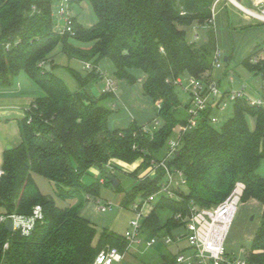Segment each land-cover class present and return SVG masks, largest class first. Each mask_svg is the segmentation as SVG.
<instances>
[{
    "label": "trees",
    "instance_id": "1",
    "mask_svg": "<svg viewBox=\"0 0 264 264\" xmlns=\"http://www.w3.org/2000/svg\"><path fill=\"white\" fill-rule=\"evenodd\" d=\"M58 1L0 0V88L11 87L22 73L41 91L19 121L20 144L2 156L0 216H29L35 206L43 213L28 237L8 232L0 224V264H91L107 247L124 252L122 236L98 232L80 216L84 196L98 191L97 185H86L82 178L91 167H98L104 176L102 185L111 187L106 166L117 179L114 172L122 171V164L140 160L139 171L147 168L151 159L162 160L167 142L188 120V114L184 118L177 112L180 102L173 82L186 76L210 79L217 50L214 36L209 34L203 43H191L185 28H213V8L219 0H70L74 32L62 36L54 29ZM83 2L95 16L90 28L72 15V7ZM7 43L14 46L5 51ZM57 49L66 58L93 67L85 75L68 69L77 85L75 92L54 74ZM103 60L111 63L117 80L135 84L138 79L131 71L142 74L143 96L160 103L155 130L143 131L134 122L122 130L109 129L113 112L103 103L113 94L103 93L95 100L86 91L90 83L106 78L104 72H97ZM243 65L260 77L264 95V60L254 55ZM232 107V117L219 131L208 123L209 108L197 127L182 135L178 154L168 166L183 173L186 190L177 200L163 197L156 201L142 223L141 236L172 235L183 227L175 216L186 218L191 205H219L236 182L245 186L242 202L255 200L264 206V177L258 173L264 161V109L249 106L242 99ZM184 108L187 113V104ZM247 117L255 121L253 130L247 126ZM33 175L53 184L59 199L77 200L78 204L58 208L40 193ZM162 180L159 172L155 180L131 187L123 200L124 208L135 196L154 193ZM113 190H120V184ZM245 260L247 264H264V214ZM174 261L175 256L163 253L156 264Z\"/></svg>",
    "mask_w": 264,
    "mask_h": 264
},
{
    "label": "rangeland",
    "instance_id": "2",
    "mask_svg": "<svg viewBox=\"0 0 264 264\" xmlns=\"http://www.w3.org/2000/svg\"><path fill=\"white\" fill-rule=\"evenodd\" d=\"M241 3L243 6H247L244 1ZM223 8V11L226 12L225 17L221 12ZM72 9L74 12L73 15L84 25L90 24V22L93 24L95 23V16L88 3L84 2L80 5H74ZM214 10L215 25H213V28L206 27L198 30L193 26L187 27L185 28L186 38L191 43L199 44L203 43V41H207L209 34L216 37V49L220 50L222 58L219 67H217V65L212 66L210 71L211 81L224 91H237L242 86H245L246 94L251 99H260V94L263 90L261 79L260 77L249 73L244 67L243 61L248 57L253 58L254 55L258 60H264V25L254 19H245L243 13H241L240 10L229 0H219L215 5ZM60 55L63 57L57 49L55 53L57 63L59 62V59H61ZM225 57L230 58L228 63L223 61ZM64 58L66 59V56H64ZM105 61L108 62V60ZM253 62H256V60H253ZM67 68L59 67L55 70L54 74L62 79L70 90L74 91L77 87ZM108 77L106 75V78ZM110 78L114 80L112 77ZM230 79L232 80L231 83ZM104 83L105 79H101L90 84L93 89L100 90L102 86L104 88ZM175 92L177 93L180 102L177 112L181 117L185 118L187 117V113L184 107L189 102V97L183 92L181 87H176ZM109 102L110 101L104 102L103 105L110 107ZM154 108L156 110L155 104ZM112 112V115H114L116 110L112 109ZM122 112H126L125 107ZM213 115L218 117L219 121L212 125V127L219 131L225 122L232 117L233 107L232 105H228L222 114L214 112ZM246 122L248 128L253 130L255 125L254 119L247 117ZM11 126L12 125L10 124L7 126H5L4 123L0 124V142L6 137L10 142L5 146V149L11 147V144L15 140V137L11 135L13 131V128H10ZM143 128L145 127H142V129ZM176 133L177 131L175 134ZM152 161L156 162V160L151 159L147 168L139 171H137V167L141 163L140 160L132 165H120L122 171L114 172V176L120 184V190L118 191L113 190L109 185H99L98 183L103 180L104 176L98 167H91L88 170V174L83 176L82 182L86 185H97L98 191L96 195L92 194L84 196L79 210L80 216L93 225L98 232L108 231L115 235L123 236L128 228L129 222L135 217L131 205L133 203H141L142 198L140 196H135L127 208H124L122 204L123 200L125 195L130 193V188L141 182L143 177H147L145 180L153 181V179H149L151 176L148 177L151 173L149 168L151 167ZM104 171H107V169L104 168ZM258 173L261 177H264V161L262 162ZM33 179L40 193L45 198L54 201L58 208L64 209L78 204L77 200L67 201L59 199L56 195V190L53 184L44 177L33 175ZM154 204L155 202L152 205L147 206V208H152ZM99 206H109L110 210L101 213L98 211ZM147 210L149 211L150 209ZM263 214V205L257 204L253 200H246L244 202L241 200L224 242L226 254L230 256L234 255L238 259H243L248 255L254 234L259 227ZM182 235H185L183 227L177 232L172 233L171 236L174 239V242L167 245L164 244L163 237L158 238L148 235L141 236L144 243L151 238H155L156 243L148 250H144L143 245L138 248L130 249L125 253L124 259L120 264H156L158 263L160 254L166 253L173 257L180 253L178 251L184 246L186 248L184 253L189 254L191 251L187 247L186 239L183 237L181 238ZM96 241L97 238H95L94 242Z\"/></svg>",
    "mask_w": 264,
    "mask_h": 264
},
{
    "label": "built area",
    "instance_id": "3",
    "mask_svg": "<svg viewBox=\"0 0 264 264\" xmlns=\"http://www.w3.org/2000/svg\"><path fill=\"white\" fill-rule=\"evenodd\" d=\"M242 1L247 4L246 7L242 5ZM238 4L237 8L245 16L264 24V0H238ZM69 5L70 0H59L54 8V29L61 36L72 35L74 32ZM214 17L213 8V21ZM13 46L14 44L7 43L3 45V48L8 51ZM221 58L220 50H215L213 53V65L219 67ZM83 69L85 73H89L93 70V67L91 64L83 62ZM97 72H100L98 68ZM231 82L232 80L230 79ZM173 85L181 87L183 92L189 97V102L187 103L188 120L186 127L177 131L167 142L165 157L159 162H151V167L149 168L151 173L148 175V177H151L149 179H156L157 174L161 172L163 174L162 183L154 193L144 198L141 197V203H133L131 205L135 217L129 222L128 228L122 236L126 242L125 251L120 252L115 248L107 247L99 251L91 264H120L124 259L125 253L130 249L143 245L144 250H148L156 243L155 238H151L144 243L141 237L142 223L152 209L147 208V206L152 205L154 202L156 203L163 197L177 200L179 199V193L186 190V179L183 173L169 167L168 162L178 152L182 135L186 131H191L197 127L207 109H212V114L208 118L210 125H214L219 121L218 117L213 115L214 112L222 114L228 105H233L238 99L244 100L249 106L264 109V95H260V99H251L246 94L245 86H242L237 91H224L214 84L211 79L204 81L190 76L176 79ZM103 93H115V83L109 78H105ZM155 106L157 111L160 103L156 102ZM152 124V130H155L158 127L156 117L153 119ZM142 130L147 131L148 129L143 128ZM105 168L107 169V174H109L111 167L106 166ZM2 175L3 172L0 168V179ZM145 178L147 177H143L141 181L145 180ZM99 183L101 185L104 184V179ZM244 189L245 186L242 182H236L230 194L219 205L211 208H200L196 205H191L189 215L186 218L182 219L180 215L175 216V220L183 223L185 235H182L181 238L186 239L187 247L191 252L189 254L178 253L175 256L174 264H247L245 258L238 259L234 255L230 256L226 254L224 248L225 239L241 203ZM146 208L150 210L148 211ZM108 210H110L109 206L98 207V211L101 213H105ZM42 218L41 207L35 206L29 216L18 214L1 215L0 224L5 228L6 222L10 221L12 225L11 232L28 237ZM163 239L166 245L174 242L171 235L165 236ZM4 248H7V245Z\"/></svg>",
    "mask_w": 264,
    "mask_h": 264
},
{
    "label": "crops",
    "instance_id": "4",
    "mask_svg": "<svg viewBox=\"0 0 264 264\" xmlns=\"http://www.w3.org/2000/svg\"><path fill=\"white\" fill-rule=\"evenodd\" d=\"M223 10L224 8L221 10V12L225 17L226 12H224ZM73 14L74 12L72 9V15ZM214 16H215V10H214ZM74 17L77 20V22L80 23L85 28H90L91 26H93L92 22H90V24L84 25L81 21L77 19L76 16ZM244 18L250 20V18H248L245 15ZM64 56L65 55H63L62 57L60 55L61 59H59L58 63L56 62V56H55L54 61L55 64L58 66V68L68 67L67 69H72L81 75L86 74L83 69V62L77 60H70L68 58L65 59ZM108 62H106L105 60L101 61L98 65V68L100 71H102V73L103 72L105 73V76L107 75V77L108 76L112 77L115 83V93L113 94L112 97L107 98L104 101V102L110 101L109 102L110 107L108 108L116 110L115 114L109 118V123H108L109 129L122 130L126 128L130 123L134 122L138 126L145 127L146 129L151 131L153 126L152 121L156 117V110L154 108L155 103H152L150 99L143 96V92L140 84L142 74L137 70L131 71L132 76L138 79V82L135 84H129L126 81L117 80L114 78L113 75L114 70L112 68V65ZM76 90L74 91L70 90V91L75 92ZM86 91L91 97H93L96 100L103 94V86L100 88V90H97V89H93V87H91V84H89L86 88ZM40 95H41V91L38 89V87L35 86V84L25 74L22 73L15 78L11 87L0 88V124L4 123L5 126H7L8 124L12 125L10 127L13 128L11 135L15 137L14 142L11 144L12 148L17 147L21 142L20 133H19V121L25 117V112L29 107V105ZM260 95H262V93ZM124 107L126 109V112H122L124 110ZM9 143H10L9 139L7 137L3 139L2 142H0V168L2 165L3 153L6 150L5 146L8 145ZM255 202L257 204H260L257 201ZM178 230L179 229L175 230L174 232H177ZM185 249L186 248L184 246L181 248L182 251L179 249L180 251L178 252H183Z\"/></svg>",
    "mask_w": 264,
    "mask_h": 264
},
{
    "label": "water",
    "instance_id": "5",
    "mask_svg": "<svg viewBox=\"0 0 264 264\" xmlns=\"http://www.w3.org/2000/svg\"><path fill=\"white\" fill-rule=\"evenodd\" d=\"M230 1V0H229ZM235 1V2H234ZM234 6H239V4H238V0H232V1H230ZM223 61L224 62H227V58L225 57L224 59H223ZM46 68V70H49L50 69V67L49 66H46L45 67ZM11 149V147H7V149L6 150H10ZM176 154H178V152L176 153ZM107 180H108V182L110 183V185H111V187L113 188V189H115V188H117L118 187V185H119V182L117 181V179H115L114 177H113V175H111V174H107ZM5 230L6 231H8V232H11L12 231V225H11V222L10 221H7L6 222V224H5Z\"/></svg>",
    "mask_w": 264,
    "mask_h": 264
},
{
    "label": "bare ground",
    "instance_id": "6",
    "mask_svg": "<svg viewBox=\"0 0 264 264\" xmlns=\"http://www.w3.org/2000/svg\"><path fill=\"white\" fill-rule=\"evenodd\" d=\"M230 1H232V0H230ZM235 2V1H234Z\"/></svg>",
    "mask_w": 264,
    "mask_h": 264
}]
</instances>
